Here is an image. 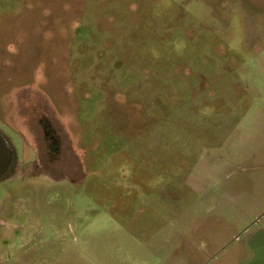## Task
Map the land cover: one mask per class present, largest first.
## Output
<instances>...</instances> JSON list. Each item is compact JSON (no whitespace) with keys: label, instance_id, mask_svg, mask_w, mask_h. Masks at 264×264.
I'll list each match as a JSON object with an SVG mask.
<instances>
[{"label":"rangeland","instance_id":"rangeland-1","mask_svg":"<svg viewBox=\"0 0 264 264\" xmlns=\"http://www.w3.org/2000/svg\"><path fill=\"white\" fill-rule=\"evenodd\" d=\"M0 133V264H264V0H0Z\"/></svg>","mask_w":264,"mask_h":264},{"label":"water","instance_id":"water-1","mask_svg":"<svg viewBox=\"0 0 264 264\" xmlns=\"http://www.w3.org/2000/svg\"><path fill=\"white\" fill-rule=\"evenodd\" d=\"M14 157V152L6 138L0 133V177L5 173Z\"/></svg>","mask_w":264,"mask_h":264},{"label":"flooded vegetation","instance_id":"flooded-vegetation-1","mask_svg":"<svg viewBox=\"0 0 264 264\" xmlns=\"http://www.w3.org/2000/svg\"><path fill=\"white\" fill-rule=\"evenodd\" d=\"M46 133H48V132H46Z\"/></svg>","mask_w":264,"mask_h":264}]
</instances>
